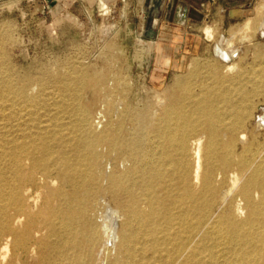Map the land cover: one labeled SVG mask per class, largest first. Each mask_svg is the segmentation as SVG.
I'll use <instances>...</instances> for the list:
<instances>
[{"label": "bare ground", "instance_id": "1", "mask_svg": "<svg viewBox=\"0 0 264 264\" xmlns=\"http://www.w3.org/2000/svg\"><path fill=\"white\" fill-rule=\"evenodd\" d=\"M8 40L0 264H264V70L217 45L216 63L132 96L110 61L14 72Z\"/></svg>", "mask_w": 264, "mask_h": 264}, {"label": "rangeland", "instance_id": "2", "mask_svg": "<svg viewBox=\"0 0 264 264\" xmlns=\"http://www.w3.org/2000/svg\"><path fill=\"white\" fill-rule=\"evenodd\" d=\"M172 6L169 0H0V32L9 36L4 45L7 63L14 72L27 74L44 65L61 70L62 64L66 73L77 65L90 73H108L105 63L110 61L114 70L125 72L132 96L164 89L193 62L216 63L219 43L239 48L243 73L264 70V39L255 35L254 26L232 27L227 33L206 26L197 33L184 23L177 26L182 35L175 34ZM180 38L187 42L181 49L175 45ZM254 100L252 124L260 129L264 92ZM90 103L87 98L85 105Z\"/></svg>", "mask_w": 264, "mask_h": 264}, {"label": "crops", "instance_id": "3", "mask_svg": "<svg viewBox=\"0 0 264 264\" xmlns=\"http://www.w3.org/2000/svg\"><path fill=\"white\" fill-rule=\"evenodd\" d=\"M169 1L173 3L172 7L175 20L173 30L175 34L179 32L182 35V31L178 30L179 28L177 26L182 27L184 23H188L192 27L197 28V33H201V28L204 29L206 26L215 27L219 32L224 33H227L232 27H239L241 29L254 26L256 28L255 35L264 39V0ZM161 9L163 8L161 7ZM207 31L212 33L210 27L206 28ZM178 44L181 49L183 48L182 45L187 44V42L183 38H180L179 43L175 42V45ZM217 45H220V43ZM221 47L229 53L236 50L238 57L241 56L240 50L236 46L226 48L221 45Z\"/></svg>", "mask_w": 264, "mask_h": 264}]
</instances>
